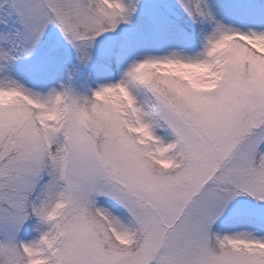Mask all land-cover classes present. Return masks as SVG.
<instances>
[{"label": "snow or ice", "instance_id": "snow-or-ice-1", "mask_svg": "<svg viewBox=\"0 0 264 264\" xmlns=\"http://www.w3.org/2000/svg\"><path fill=\"white\" fill-rule=\"evenodd\" d=\"M0 264H264V0H0Z\"/></svg>", "mask_w": 264, "mask_h": 264}]
</instances>
